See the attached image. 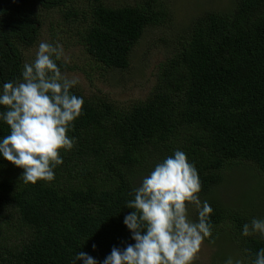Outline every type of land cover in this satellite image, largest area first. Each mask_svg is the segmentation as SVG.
<instances>
[{
    "label": "trees",
    "instance_id": "obj_1",
    "mask_svg": "<svg viewBox=\"0 0 264 264\" xmlns=\"http://www.w3.org/2000/svg\"><path fill=\"white\" fill-rule=\"evenodd\" d=\"M50 15L49 30L62 25L58 19L80 27L79 42L95 61L124 70L144 33L170 11L161 0H0V83L20 77L24 52ZM172 50L151 93L127 107L71 89L84 97L83 115L52 181L24 183L23 169L0 158V264H71L78 251L102 261L113 246L134 243L123 224L130 192L176 149L195 164L200 199L214 210L208 239L225 230L221 239L251 264L264 237L241 231L264 218V195L255 188L236 205L216 191L231 182V170L255 167L264 176V0L201 12ZM9 132L0 122V136Z\"/></svg>",
    "mask_w": 264,
    "mask_h": 264
},
{
    "label": "clouds",
    "instance_id": "obj_2",
    "mask_svg": "<svg viewBox=\"0 0 264 264\" xmlns=\"http://www.w3.org/2000/svg\"><path fill=\"white\" fill-rule=\"evenodd\" d=\"M59 43L41 41L35 59L25 62L20 77L0 83V122L9 126L0 136V158L23 169L24 183L52 181L63 164L61 151H70L75 137L68 133L83 115L85 100L71 91L77 76L62 74L57 61L63 56ZM202 181L187 153L176 149L155 164L126 202L131 209L123 224L134 243L113 246L102 261L85 251L76 252L71 264H194L202 244L210 238L213 208L199 193ZM192 206L197 219L189 212ZM264 237V218L253 217L241 235ZM93 244V250L96 249ZM223 264H243L228 257ZM251 264H264V247Z\"/></svg>",
    "mask_w": 264,
    "mask_h": 264
},
{
    "label": "rangeland",
    "instance_id": "obj_3",
    "mask_svg": "<svg viewBox=\"0 0 264 264\" xmlns=\"http://www.w3.org/2000/svg\"><path fill=\"white\" fill-rule=\"evenodd\" d=\"M122 4L129 0H111ZM169 8L168 21L156 27L149 28L138 41L131 55L130 66L127 69H111L95 61L79 42L80 27L62 22L55 30H49L52 15L42 29V34L37 43L28 47L25 52V62L35 59L38 44L41 41L59 43L63 46L61 59L67 68L61 69L66 77L77 76L80 80L78 88L91 98L106 97L116 103L127 107L133 103L144 100L152 91L156 81V71L172 53L173 42L187 29L192 19L201 12L209 9H226L232 0H161ZM53 38V39H52ZM229 183L217 190L216 194L222 195L227 203L240 205L244 194L255 188L264 195V176L259 174L255 167H241L231 170ZM145 175H143L144 177ZM142 176L138 179L141 183ZM191 217L197 219V211L189 207ZM225 230L219 232L212 240L206 238L201 251L194 264H213L218 259L232 256L240 259L236 246L230 240L222 238ZM236 251V252H235Z\"/></svg>",
    "mask_w": 264,
    "mask_h": 264
}]
</instances>
